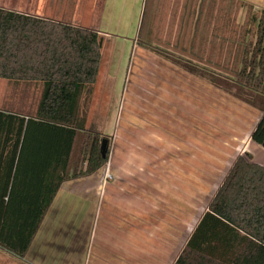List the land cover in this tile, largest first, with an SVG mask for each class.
I'll use <instances>...</instances> for the list:
<instances>
[{
	"label": "trees",
	"instance_id": "16d2710c",
	"mask_svg": "<svg viewBox=\"0 0 264 264\" xmlns=\"http://www.w3.org/2000/svg\"><path fill=\"white\" fill-rule=\"evenodd\" d=\"M165 1L146 0L137 43L259 109L251 138L264 147V9L201 0L192 34L193 0L183 39L191 58L183 60L153 46L169 40L156 21L178 18V0H169L171 10ZM103 45L94 29L0 6V78L40 91L34 109L0 108V247L19 258L61 184L109 159L111 138L86 126ZM174 264H264V165L249 152L235 158Z\"/></svg>",
	"mask_w": 264,
	"mask_h": 264
},
{
	"label": "rangeland",
	"instance_id": "374dc122",
	"mask_svg": "<svg viewBox=\"0 0 264 264\" xmlns=\"http://www.w3.org/2000/svg\"><path fill=\"white\" fill-rule=\"evenodd\" d=\"M178 26L180 28V24ZM152 42L154 48L164 54L183 60L191 58V53L184 48L183 40L182 48L179 47L180 39ZM167 44L175 48H167ZM101 52L103 57L102 67L100 64L101 74L99 69L100 76L97 77L98 82L96 80L94 86L97 85L96 99L97 94L104 89L105 103L101 102L102 97L99 98L98 103L95 102V96L93 100L92 94L86 126L108 135L111 138L110 150L113 142L116 144L112 166L105 177L109 183L108 189L117 191V194L121 193V199L119 196L118 198L122 203L119 207V199L116 203L110 202L107 208V221L100 222L99 229L95 228L96 223H94V229L84 243V253L80 255L79 262L67 264H97L95 262L97 255L98 260L101 257L103 259L110 257L112 254L110 251L116 247L115 242L120 244L124 233L130 234L125 232L128 227L126 221L130 218L133 220V211L138 208L154 212L153 208L157 205L158 228L162 225L158 233L156 227L157 236L160 240L170 241L171 231L166 226L171 227L172 221L177 223L179 220L183 221L182 218L188 216L189 208L191 221L199 215V211H202L204 198H198L194 188L197 186V172L204 170L206 175L211 173L215 176L214 167L219 164L217 160H220L221 151L225 150L223 140L233 133L230 130L228 133L226 130V128L230 129L229 125L222 126L217 123L215 127L213 117L207 119L205 125L198 123L197 100L199 103L204 94L206 95V102L203 103L205 110L214 111L218 106L213 100V91L211 96L207 92L209 85L205 86L201 80H191L194 76L176 79L175 74L177 76L178 73L169 65L163 66L167 70L147 71L145 67L159 55L149 54L145 57L135 52L129 54L128 58L124 57L126 68L123 69L122 78L116 80L112 63L114 59L120 61V55H113L109 50L103 51V48ZM160 58L164 61L162 56ZM145 64L147 66L144 67ZM153 74L158 77L155 78ZM108 79L113 80L107 81L105 85ZM112 89L113 93H111ZM39 94L37 86L17 89L13 88L7 79L0 78V108L34 109ZM211 97L213 99H209ZM223 104L224 101L221 104V111H228ZM106 110L109 113L105 112ZM203 127L206 129L204 134ZM225 134L229 135L225 136ZM197 160L200 164H197ZM98 185L93 186L94 192L100 191ZM111 203L115 204L111 205ZM104 209L105 203L102 213ZM98 212L97 205L96 218ZM154 215L152 214L151 225L142 222L143 237L149 233V230L155 234ZM102 227L103 241L99 235ZM50 245H52L51 240L48 248L51 247ZM174 245L178 246L175 240ZM154 261V257L149 256L142 264H155ZM49 262L45 263L49 264ZM99 264L109 263L100 261ZM126 264H134L133 259L131 258Z\"/></svg>",
	"mask_w": 264,
	"mask_h": 264
},
{
	"label": "crops",
	"instance_id": "0c3cea01",
	"mask_svg": "<svg viewBox=\"0 0 264 264\" xmlns=\"http://www.w3.org/2000/svg\"><path fill=\"white\" fill-rule=\"evenodd\" d=\"M200 1L201 0H198L196 6H194L195 16L193 18L192 34L194 33V22L199 13ZM244 1L253 4L257 9H264V0ZM178 2L180 3V8L179 3H177L179 9L176 11V15L178 18L172 20L171 24L168 26L169 23L166 22V16H164L165 19L161 23L166 22L167 26H163L156 21L158 26L156 27L155 25L154 28H156V30L154 31L160 32V39H180L179 47L182 48V40L187 33L188 22L191 18L193 0H187L185 5L183 0H178ZM145 3L146 0H0V6L2 7L94 29L99 32L104 37L103 51L109 50L113 55H120V61L114 59L115 63L114 61L112 63L114 69L112 71L116 72L114 73L116 75V80L122 78L124 73L123 69L124 67L126 68L125 65H127V63L124 65V62H126L124 57L128 58L129 54H133L134 52L145 57L149 54H156L137 43ZM167 5H169V0L165 1L164 9L171 10L167 9ZM183 8L184 10H182ZM162 14L163 11L159 13L157 12L156 20L158 17L160 18ZM179 24L180 28L178 26ZM166 47L173 48L174 46L167 44ZM187 49L188 52H190V43ZM153 60L154 61L148 66L147 64L144 65V67L147 66L145 67L147 71H154V69L157 71L160 69L167 70V68H164L163 66L169 65L177 71V76L175 74L176 79L180 77L191 78L194 76L165 59L163 61L160 56L157 59L153 58ZM102 61L103 57L101 60V67ZM116 65H118V69H116ZM100 74L98 75V78ZM153 75L155 78L158 77L156 74ZM109 80L111 81L113 79L106 80L105 85ZM191 80H201L205 86L209 85L208 90L206 88L207 92L211 96V92L213 91L214 93V99L213 97L209 99L215 100L218 104L217 110L215 107L214 111H210L205 110L203 106V103L206 102L205 94L201 97L199 103L197 100L199 107V111L197 112L198 123H203L205 125L207 119L209 120L213 117L215 127H217V123L222 126L229 125L230 129L226 128V130L228 133L229 130L230 132H233L229 137L227 136L229 134H225V136H227L223 140L225 150L224 152L221 151L219 156L220 160H217V164H219L217 167H214L215 176H212L211 173H207L209 175H206L204 170H198L197 172V186L194 188L196 189L197 197L204 198L202 211H199V215L191 221L189 208L187 212L188 216L183 217V221L179 220V223L172 221L171 227L166 226V228H170V237H172L171 240L168 241L164 239L160 240L157 236V233L162 226L160 225L158 228V222L156 219L157 205L153 208L154 212H152V210L147 211L141 208L134 209L133 220L130 218L126 221L128 227L125 232L130 234L128 235L124 233L123 240H121L120 244L119 242H115L116 247H114L113 251H110V253H112L110 254V257L108 256L106 259L101 257L100 260H98L99 257L97 255L95 260L97 264H99L100 261H106L109 264H126L131 258L133 259L134 264H142V262L149 256L154 257L155 264H158L160 261V264H174L191 233L197 226L200 218L206 211L209 201L214 196L224 177L228 173L235 158L239 154L249 152L252 155L253 161L264 165V147L251 138L252 131L258 123L262 112L222 89L209 83L207 84L206 81L196 76L191 78ZM96 87L97 85L94 86L93 89V100L95 94L98 93L96 92ZM111 93H113V89ZM103 94L104 89L97 94V99L95 96V102L98 103L100 97H102L101 102H103ZM223 101L224 108H228V111L226 112L225 110L221 111V104ZM105 112L109 113L108 110ZM240 114L241 116H239ZM108 117L110 116L108 115ZM239 119H241V121H238ZM243 123L245 124L243 125ZM202 131L203 134L206 133L204 127ZM115 147L116 144L113 142L108 161L97 171L90 175L65 180L61 184L25 256L19 258L0 247V264H46L45 262L49 261L51 262H49V264H67L68 262L71 263L74 261L79 262L80 255H82V252L84 253V243L86 239L90 237V234L94 229V223H96L95 228L99 229L100 222L105 223L107 221V208L110 202L115 201L116 203L117 199H121L122 197L121 193L117 194V191L108 189L109 183L105 177L108 174L107 171L112 166L111 164L115 153ZM196 162L197 164H200L199 160ZM95 184H99V192L93 191V186ZM120 199L118 201L119 207H121L122 203ZM205 199H207L206 202ZM104 203L105 209L102 213ZM115 203H111V205ZM97 205L99 206V212L96 218L95 212ZM152 214H155V234L149 230V233L143 237L142 222L152 224ZM171 217L172 219L174 218L173 215ZM147 218L149 220L148 222ZM102 232L103 227L100 228L99 233L103 241ZM50 240L52 241V245L48 248ZM174 240L178 242L177 247L174 245Z\"/></svg>",
	"mask_w": 264,
	"mask_h": 264
},
{
	"label": "water",
	"instance_id": "95a60500",
	"mask_svg": "<svg viewBox=\"0 0 264 264\" xmlns=\"http://www.w3.org/2000/svg\"><path fill=\"white\" fill-rule=\"evenodd\" d=\"M107 150H108V140L107 139H104L102 141V144H101V152H102V154H103L104 157L107 154Z\"/></svg>",
	"mask_w": 264,
	"mask_h": 264
}]
</instances>
